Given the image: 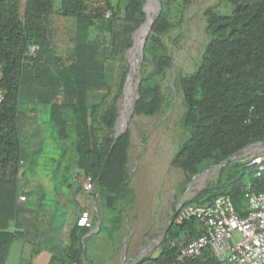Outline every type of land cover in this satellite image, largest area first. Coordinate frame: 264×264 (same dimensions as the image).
<instances>
[{"label":"trees","instance_id":"obj_1","mask_svg":"<svg viewBox=\"0 0 264 264\" xmlns=\"http://www.w3.org/2000/svg\"><path fill=\"white\" fill-rule=\"evenodd\" d=\"M191 1L157 0L158 11L142 49V64L150 65V70L138 79L134 115L159 112L160 80L171 64L162 37L180 23ZM226 1L233 5L227 13L205 11L209 39L199 63L175 79L185 107L182 126L187 134L170 164L186 178L210 164H222L251 143L264 142V0ZM118 2L0 0V264H5L12 240L20 235L17 174L23 160L18 138L22 105L46 106L56 143L71 148L78 171L91 175L93 189L108 194L107 206L133 194L127 166L130 131L126 129L115 140L116 99L126 69L115 91L110 71L114 62H125L132 35L146 19L145 0ZM94 96L99 99L92 102ZM217 171L210 184L182 205L205 204L227 194L242 212L246 180L253 189L264 190V181L254 178L242 162L228 161ZM116 215L113 232L120 226V214ZM76 221L69 231V264H83L88 228ZM195 226L193 218L173 220L158 254L147 255L138 264H226L212 255L175 260L176 246L171 242L191 238Z\"/></svg>","mask_w":264,"mask_h":264},{"label":"crops","instance_id":"obj_2","mask_svg":"<svg viewBox=\"0 0 264 264\" xmlns=\"http://www.w3.org/2000/svg\"><path fill=\"white\" fill-rule=\"evenodd\" d=\"M45 112L46 106L41 103L20 107L18 138L23 155L17 174L22 196L19 201L20 235L12 240L5 264H69L66 260L69 231L84 209L89 212L90 219L83 237V264L140 263L148 251L160 247L161 243L154 240L156 224L149 221L148 214L140 209L129 212L137 194L135 188L129 181L132 196L107 206V193L98 192L96 188L90 193L81 190L78 179L82 174L75 166L71 148H62L56 142L59 154L48 155V158L61 169L66 168V173L60 179H54L53 173L48 175L50 169L43 156L45 147L52 144L54 132L50 124L47 128L44 126L40 114ZM253 146L250 150L254 152L263 148ZM117 213L120 226L113 232L110 230Z\"/></svg>","mask_w":264,"mask_h":264},{"label":"rangeland","instance_id":"obj_3","mask_svg":"<svg viewBox=\"0 0 264 264\" xmlns=\"http://www.w3.org/2000/svg\"><path fill=\"white\" fill-rule=\"evenodd\" d=\"M118 1L122 2V0ZM232 7L233 5L226 0H192L190 2L184 11L180 23L170 28L162 37L171 55V64L160 80L162 105L159 112L154 116H142L134 115L131 111L126 122V129L130 131L127 164L130 173L129 181L137 193L135 201H133V209L130 208L129 212L140 209L148 214L149 221L156 224V228L153 231L155 233L154 240L156 239V241H158L159 235L169 221L171 219L174 220L173 215L175 217V209L179 203L182 205L183 202L210 184L218 172L216 164H210L200 173L191 178H186L180 168L170 164L172 156L178 150L187 134L182 126V116L185 107L180 91L175 88V79L178 74L192 72L199 63L200 55L209 39L206 30L205 11L208 8H212L214 11L223 14L229 12ZM157 9V3L153 11L146 2V19L152 18L156 14ZM138 29L132 35V45L126 50L125 62L116 61L113 65L111 64L113 69L110 73L114 91L118 87L123 70L126 69L122 90L116 99L119 116L123 109L125 111L130 99L128 95H125L127 78L131 68L128 54L134 45L135 39L133 38ZM95 35L96 31L92 29L91 37ZM135 59L137 63L132 81L131 104L136 96V85L140 75L142 72L145 73L150 70V65L147 63L142 64L143 58L142 56L140 57V52L136 53ZM121 65L124 66V69L121 68ZM98 99L99 96L97 98L94 96L91 101L94 102ZM40 117L43 118L42 121L47 128L49 123L47 122L46 112L41 113ZM42 121L40 120L41 124H43ZM119 121L118 119L117 130L120 126ZM46 135H48V132ZM52 137L54 138V133ZM55 142V139H51L52 144L50 147H45L43 158L46 159L45 163L50 169L48 175L52 176L53 173L54 179H60L65 175L66 168L61 169L60 165H57L58 163L55 164L52 162L53 159L50 160L48 158V155L50 157L54 156L55 153L59 154ZM252 147L255 146H249L246 150L248 151ZM257 147H261V145H257ZM238 158L236 157L231 161H238ZM61 211L63 212L62 208ZM158 252L159 247L148 251V255H157Z\"/></svg>","mask_w":264,"mask_h":264},{"label":"built area","instance_id":"obj_4","mask_svg":"<svg viewBox=\"0 0 264 264\" xmlns=\"http://www.w3.org/2000/svg\"><path fill=\"white\" fill-rule=\"evenodd\" d=\"M108 15L107 11L105 16ZM29 51L32 52L33 48L30 47ZM260 145L263 147L260 151L245 150L237 158L252 172L254 178L264 181V144ZM78 182L83 192L93 191L90 174L82 175ZM251 185V181L246 180L245 207L242 212L235 208L227 194L215 196L205 204L181 205L174 222L193 218L196 221V233L187 240L171 242L172 246H176L175 260L182 262L212 255L226 264H264V190H255ZM18 200H22L21 195ZM89 219V212L84 209L76 223L86 227Z\"/></svg>","mask_w":264,"mask_h":264},{"label":"bare ground","instance_id":"obj_5","mask_svg":"<svg viewBox=\"0 0 264 264\" xmlns=\"http://www.w3.org/2000/svg\"><path fill=\"white\" fill-rule=\"evenodd\" d=\"M146 2H147L148 7L150 9L152 8L153 11H154L155 10L156 0H147ZM151 19H152L151 17L146 19V21L135 32L134 38H133V39H135L134 45L129 50L128 56H129V61H130L131 68H130V71H129V74H128V79H127L126 88H125V95H128L130 99H129V102H128V104L126 106V109L124 111L126 114H128L131 111V109H132V104H131V95L133 93V83H132V81H133V77H134V74H135L136 63H137V60L135 59V55H136V53L140 52L141 41H142L143 35H144V33H145V31H146V29L148 27V24H149Z\"/></svg>","mask_w":264,"mask_h":264},{"label":"water","instance_id":"obj_6","mask_svg":"<svg viewBox=\"0 0 264 264\" xmlns=\"http://www.w3.org/2000/svg\"><path fill=\"white\" fill-rule=\"evenodd\" d=\"M146 1H147V0H145V2H144L143 10H144L145 15H146V18H147V13H146V10H145V4H146ZM156 3H157V5H158L157 0H156ZM157 11H158V9H157ZM145 21H146V19H145ZM145 21H144V22H145ZM152 21H153V20L151 19L150 22H149V24H148V27H147V29H146L144 35H143V38H142V41H141V45H140V57L142 56V49H143L144 42H145L146 36H147V34H148V31H149V29H150V27H151ZM127 79H128V78H127ZM137 83H138V82H137ZM132 110H133V103H132V109H131V111H132ZM131 111H130L128 114H126V113L124 112V109H123L121 115L119 116L118 119L120 120V121H119L120 126H119V129H118V130L116 129L115 140H116L121 134H123V133L125 132V130H126V122H127L128 118H129V116H130V114H131ZM116 126H117V123H116V125H115V128H116ZM114 143H115V141L113 142V144H114ZM257 144H258V145H260V144H264V142H255V143H251V144L247 145L245 148H243V149H241L240 151L234 153V154L231 155L230 157L224 159L222 164L227 163L228 161H231V160L235 159L238 155H240L243 151H245L246 148H248L249 146L257 145ZM222 164H216V166H217V167H220ZM180 206H181V203H179V205L176 207V209H175V214L177 213V211H178V209H179ZM172 224H173V219H171V220L169 221L168 225L163 229V231H162L161 234L159 235V237H158V241H157V244H160V243L163 242L164 238L166 237L167 231L170 229V227L172 226Z\"/></svg>","mask_w":264,"mask_h":264}]
</instances>
